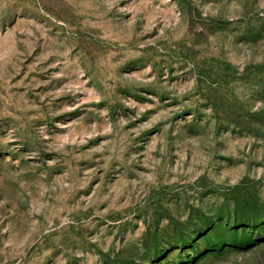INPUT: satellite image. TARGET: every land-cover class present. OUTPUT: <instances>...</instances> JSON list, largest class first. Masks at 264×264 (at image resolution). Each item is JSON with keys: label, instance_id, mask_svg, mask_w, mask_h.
Wrapping results in <instances>:
<instances>
[{"label": "rangeland", "instance_id": "1", "mask_svg": "<svg viewBox=\"0 0 264 264\" xmlns=\"http://www.w3.org/2000/svg\"><path fill=\"white\" fill-rule=\"evenodd\" d=\"M0 264H264V0H0Z\"/></svg>", "mask_w": 264, "mask_h": 264}]
</instances>
